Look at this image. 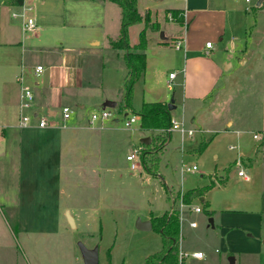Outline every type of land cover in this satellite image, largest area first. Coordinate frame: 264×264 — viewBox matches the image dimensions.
<instances>
[{
	"label": "crops",
	"instance_id": "obj_1",
	"mask_svg": "<svg viewBox=\"0 0 264 264\" xmlns=\"http://www.w3.org/2000/svg\"><path fill=\"white\" fill-rule=\"evenodd\" d=\"M64 1L68 3V14H64V17L59 19V23L55 25H47L46 22L41 24L43 21L38 20L40 26L36 25L33 32L39 30L34 34L35 39L48 40V44L51 46L50 49H46V52L40 49L42 52L44 51L45 55L47 54L44 56V63L38 62L33 66L29 65L28 69H25L26 73L21 66L20 71L13 75L15 76L14 84H11L3 93L5 101L2 103V107H4L2 113L4 112L10 118L14 107L17 122L15 124L8 123L6 117L0 121L3 136L0 140L1 146L3 145L0 154L12 156L14 149L19 155V162L16 168V182L13 186V188L16 187V190L9 191V194L0 191V200L5 207L18 206V229L22 226L21 223H23L22 220L26 217L27 211H31L35 218L42 221L43 214L47 217L50 214L48 208H52L50 211L54 212L53 221L56 226H60L63 222L64 214L67 215L73 229L85 228L89 222L99 219L103 210L112 205V195L115 194L113 190L106 188L104 172L107 166L102 153L105 154L104 149L107 147L111 148L120 143H124L125 146L129 138L131 146H133L132 138L137 134L135 129L129 130V128L130 132L124 135L122 130L127 128L122 125L117 126V118L104 122L96 121L91 124L89 122L91 114L85 111L87 106L102 108L106 100L114 99L100 92L101 83L96 81L91 73L90 67L94 69L97 64L91 61L95 56L86 45H99L100 40L95 39L97 35L90 36L94 32L88 34L84 30L97 29L103 33L105 41L110 46V40L117 38L119 34L118 29V34L114 37L115 35H111L112 31L109 28V25H113L116 20L120 28L119 7L117 6L118 14H106L105 10L112 8L108 6L107 2H103L105 0ZM158 1L161 0H146L141 10L139 9L140 0H137L136 3L138 13L140 15L148 13L150 22L156 26L159 24L152 18L153 14H157V6L154 2ZM180 1L178 5L163 7L161 13L167 22L169 20L165 14L168 11L177 10L182 14V25L171 21L181 28L179 33L174 31L171 38L173 41H181L179 50L182 51L183 57L186 50L198 51L204 55L202 58L207 61L201 65L194 64V67L200 72V78H192L188 83L184 80V84H182L179 98L180 110L177 112L179 120L172 114V110L176 107L175 99L172 101L174 107L170 110V115L171 118L181 121L185 128L203 129V133H198L202 139L205 133L216 130L228 133V137L236 143L238 159L241 161L243 159L244 165L248 163L251 166L252 176H248L247 165L243 167L246 177L236 175L245 182H251L257 188L251 190L255 191L254 195L243 198L246 206L245 217H248V220L246 218L243 220V229L248 232L246 233V237L249 238L247 245L252 248L249 247L250 249L245 250L242 258H247L251 264H264V0H261L256 6L257 0L249 10H245L244 4L238 0ZM2 3L6 5L4 0ZM108 3L112 2L108 1ZM84 5L94 7L97 13H93L91 10L84 11L81 8ZM244 14H253V23H250L249 29H245L240 34L238 29ZM110 16L112 20H110ZM158 30L155 32L157 33ZM149 32L152 33V30ZM165 41L164 35H162L155 43L160 44ZM207 41L210 42L209 48L204 46ZM8 43L14 47V43ZM18 43L23 45L22 41ZM6 54H10V52L7 50ZM38 65H41L43 69L39 74H36L35 68ZM8 67L11 68L12 65L9 64ZM146 68L147 60L145 58L144 70ZM169 72H175L180 77L182 74V78L187 74L183 67ZM20 76L23 77L24 84L28 85L34 94L33 106L28 110L33 114V119L27 128L18 127ZM222 79L224 82L220 86ZM242 84H248L251 88L258 85L261 92H243L237 94L242 98L233 100L234 97L229 94H232ZM227 89L230 100L228 103L231 104L230 108L232 107V109L228 113H220L215 104L216 101L222 100ZM147 101L154 100H142L140 104ZM158 102L166 103L161 99ZM62 106H69L73 110L72 116L66 121L62 119ZM124 111L118 114L123 117L126 115ZM93 112L92 110L91 113ZM41 117L48 120L49 126L37 127V121ZM14 126L21 130L18 139H15V136L9 131V128H14ZM137 127L139 142L141 138H148L149 144L154 131L141 129L139 119ZM254 133L259 134L260 139H253L252 134ZM170 134L171 132L167 135L161 152L169 144ZM184 137L179 134L181 140ZM209 140L210 138L205 139L206 142ZM7 145L8 147H6ZM97 148H101V151ZM128 149L127 146L124 148L125 153ZM257 156H260L263 162H257ZM111 164L113 163L108 165V170L113 171L115 168L111 167ZM233 174L234 170L230 169L228 176L231 177ZM220 181L223 182L220 178L218 184ZM211 183L214 186L217 182L211 181ZM64 184L70 186L71 190L78 184L82 185L83 190L79 201L75 202L73 199H69V197H74V194L71 195V193L68 199H63ZM163 184L165 198L168 202L167 209L163 211L165 213L172 210L175 201L169 197V188L172 187L165 185L164 181ZM43 186L48 188L44 189ZM206 191L202 197H195L201 200L205 208L208 205L204 199ZM184 192L181 191V193ZM249 192L247 191L246 194ZM193 199L190 200V203ZM190 203L186 204L184 208L192 210L194 207H191ZM71 212H74L76 216L71 215ZM151 216L146 221L150 222ZM180 222L181 220L179 221V235ZM230 226L228 225V228ZM193 251L199 250L194 249Z\"/></svg>",
	"mask_w": 264,
	"mask_h": 264
},
{
	"label": "rangeland",
	"instance_id": "obj_2",
	"mask_svg": "<svg viewBox=\"0 0 264 264\" xmlns=\"http://www.w3.org/2000/svg\"><path fill=\"white\" fill-rule=\"evenodd\" d=\"M145 1L140 0V10ZM253 1L255 3L257 0ZM2 2L3 0H0V121L6 117L8 123L15 124L17 118L14 107L10 118L4 112L2 113L4 109L2 103L5 101L3 93L11 84H14L15 76L13 75L20 71L21 66L26 73L25 69H28L29 65L33 66L38 62L44 63V56L47 54L45 55L44 51L42 52L40 49L46 52V49H50L51 46L48 44V40L35 39L34 34L39 30L33 34H24L21 30V18H14L12 14H20L23 5L31 6L32 10L27 11L26 15L32 17L36 25L40 26L38 20L43 21L41 24L46 22L47 25H55L64 17V14H68V3L64 0H25L20 6L10 7L3 5ZM103 2H107L108 6L112 8L111 10L106 9V14H118L117 5L108 3V0ZM180 2V0L154 2L157 6V14H153L152 19L156 20L159 26L154 27L155 25H153L152 33L149 32L150 24H148L151 23L150 16L145 25L142 21L127 28L128 42L132 45L136 43L139 31L144 26H148L144 32L147 68L141 79L133 84L129 108L123 106L122 97L123 77L126 73L124 50L108 46L103 33L97 29L84 30L88 34L94 32L90 36L97 35L95 39L100 40L99 45H86L95 56L91 61L97 64L94 69L91 67L90 69L96 81L101 83L100 92L114 99L110 101L116 103L114 107L116 112L120 110L121 113L125 110L126 114L134 113L139 109L142 100L158 101L161 99L169 103L170 100L175 99L176 107L172 110V114L179 120L177 112L180 110L179 98L182 84H184V80L188 83L192 78H200V72L194 67V64L201 65L207 61L202 58L204 55L198 51L186 50L183 57L182 51L174 48L175 41L171 35L174 31L179 33L181 28L173 24L171 22L173 20L168 22L164 20L161 13L163 7L178 5ZM81 8L84 11L91 10V12L97 13V10L92 6L84 5ZM111 18L110 16V20H112ZM250 23H253V14H244L238 29L240 34L245 29H249ZM109 28L112 31L111 35L116 37L119 29L117 20L113 25L110 24ZM157 29L159 30L156 33ZM160 33L164 35L166 41L156 44L155 41L160 39ZM19 41L23 42L22 46L19 45ZM8 42L14 43V47L8 45ZM7 50L10 54L5 55ZM9 64L12 65L11 68L8 67ZM181 67L187 72L186 77L182 78V74L181 77L179 74H175L177 76L172 81V88L168 90L165 86L167 73ZM223 82L222 79L220 86ZM247 91L261 92L258 85L251 88L248 84H242L229 96L234 97L233 100L240 99L242 96L237 94ZM229 101L227 89L222 100L216 101L215 107L220 113H228L232 109ZM104 107L103 105L102 108ZM102 108L87 106L85 111L91 114L92 110L99 112ZM116 118L118 119L116 125L121 126L122 115L117 112ZM137 126L138 121L130 129L122 130L123 134H128L132 129H135L138 134ZM9 131L15 136V139L19 138L21 130L14 126V128H9ZM137 134L132 138L134 145L140 143ZM165 134V132L154 131L148 146L144 147L142 144L141 159L150 167L151 174L144 169L142 160L138 170L129 169L128 162L124 158L126 154L124 148L131 147L130 138L128 143L125 142V146L124 143H120L104 149L105 154L101 152L107 166L104 172L106 188L113 190L115 194L112 195V205L101 213V219L89 222L85 228L73 229L66 214L63 215V222L60 226H56L53 221L54 212L50 211L52 208H48L50 214L48 217L43 214L42 221L35 218L31 211H27L26 217L22 220V226L18 229V206L5 207L0 200V264H84L78 247L79 242L88 248L97 247L98 264H142L146 256L160 250L161 242L160 236L155 230L151 228L138 229L136 224L137 221H146L151 215H161L167 209L168 202L164 194L163 181L165 185L172 187L169 188V197L175 201L173 208L181 218L178 247L185 252L198 249L204 256L202 260H187L186 264H251L247 258H242L245 250L252 248L247 245L249 238L246 237V233L248 232L243 229V220L248 218L245 217L246 206L243 198L254 195L255 191L251 190L257 188L251 182L239 179L235 174L237 170L247 165L248 176H252L251 166L248 163L244 165L243 159L242 161L238 159L236 143L228 137V133L216 130L203 135L204 140L207 138L210 140L199 148V143L203 139L198 132L190 138L184 137L181 140L179 132L173 130L170 134L169 144L161 152L166 142L163 139ZM2 137L0 127V140ZM2 146L0 143V149ZM97 149L101 151V148ZM13 152L12 156L0 154V191L5 194L16 190V187L13 188V186L16 182L19 155L14 149ZM256 161L263 162L260 156H257ZM111 162L113 163L111 167L115 168L113 171L108 170V165ZM154 162H156V167L152 165ZM191 166L196 168L193 173L183 170L184 167ZM3 167L4 169H2ZM229 168L234 170L231 177L228 176ZM220 178L223 182L218 184ZM211 181L217 183L208 188L205 193L204 199L208 203L206 208L198 198H194L190 206L198 207L199 212L179 206L178 195L181 194V191L203 188L210 185ZM43 188L48 187L43 186ZM82 190V185L78 184L71 190L70 186L64 184L63 199H68L71 193V195L74 194V197H69V199H73L75 202L79 201ZM247 191H250L249 194H246ZM71 215L76 216L74 212H71ZM191 221L195 223L194 227L189 226L188 223ZM228 225L231 226L228 228Z\"/></svg>",
	"mask_w": 264,
	"mask_h": 264
},
{
	"label": "trees",
	"instance_id": "obj_3",
	"mask_svg": "<svg viewBox=\"0 0 264 264\" xmlns=\"http://www.w3.org/2000/svg\"><path fill=\"white\" fill-rule=\"evenodd\" d=\"M24 0H4L9 6H20ZM115 3L120 9V28L118 37L110 40L109 44L114 49L124 50L123 58L126 65V73L123 77V106H130L131 92L135 81L141 79L145 66V29L143 27L137 37L136 43L130 45L127 38V28L131 25L149 20V14L140 15L137 11V0H108ZM172 15L173 21L182 25V14L177 10L168 11ZM149 29L153 30L152 23H148ZM154 27H157L156 25ZM120 113V110H117ZM139 117V126L141 129L149 131H160L169 126L171 115L167 109L166 103L158 101L142 102L139 109L134 112ZM165 134L163 139H167ZM205 140L199 143V148L205 144ZM144 147L148 146L143 144ZM142 164L146 171L151 173L150 167L146 165L143 159ZM156 167V162L152 164ZM220 183H222L220 181ZM213 186L210 185L203 188H194L179 194L184 204H189L190 200L195 197H202L203 193ZM151 229L155 230L160 236L161 247L156 253L146 256L142 264H177V249L179 240V217L177 211L172 208L170 212H165L159 216H151Z\"/></svg>",
	"mask_w": 264,
	"mask_h": 264
},
{
	"label": "built area",
	"instance_id": "obj_4",
	"mask_svg": "<svg viewBox=\"0 0 264 264\" xmlns=\"http://www.w3.org/2000/svg\"><path fill=\"white\" fill-rule=\"evenodd\" d=\"M238 1H241L244 4L245 10H249L251 6L254 5L253 0H238ZM30 10H32L31 6L26 7L23 5L22 12L20 14H17V13L12 14V17L14 18H17V17L21 18V26L25 34L33 33L36 29V24H35L34 19L26 15V12ZM166 17L168 20H173L170 12L166 14ZM204 46L206 48H209L210 42L209 41L205 42ZM174 48L177 50L181 49L180 40H176L174 42ZM42 69L43 67L41 65L36 66L35 73L39 74L42 71ZM174 76H175V72H169L167 74L165 86L167 87L168 90H171L172 88V79L174 78ZM19 81L21 83V93H20V102H19L18 127L27 128L28 126H30L32 119H33V114L29 113L28 110L31 109L33 106L34 94L31 88L28 85L24 84V79L22 76L19 77ZM116 113L117 112L114 110V108L104 107L100 109L99 112L96 111V112L91 113L89 122L92 124L96 121L104 122L107 120H112L116 118ZM72 114H73V110L69 106L61 107V115L64 121L68 120L72 116ZM138 119L139 117L134 113L126 114L125 116L122 117V126L124 128H131V126L136 121H138ZM47 126H49V122L45 117H41L38 119L37 127L45 128ZM173 130L179 132L181 136H185V137H191L196 132L198 133L204 132V130L201 128H193V129L185 128L181 121H177L173 118H171L169 126L165 129H161L160 132H165L166 134L167 133L169 134ZM252 138L255 140H258L260 139V135L254 133L252 134ZM124 158L128 162L130 170H138L140 168V163H141V158H142V143L131 146L127 150ZM183 170L186 172H189V171L192 172L195 170V166L184 167ZM236 175L241 176L243 178L246 177L245 170L241 167L239 170L236 171ZM178 200H179L180 207L186 206V204L182 203L180 195H178ZM192 210L195 212L200 211L198 207H194L192 208ZM180 219L181 218L179 217V221ZM189 225L195 226V223L189 222ZM203 257H204L203 253L201 251L185 252V251H182L179 247L177 249V264H186V261L190 259L201 260L203 259Z\"/></svg>",
	"mask_w": 264,
	"mask_h": 264
},
{
	"label": "water",
	"instance_id": "obj_5",
	"mask_svg": "<svg viewBox=\"0 0 264 264\" xmlns=\"http://www.w3.org/2000/svg\"><path fill=\"white\" fill-rule=\"evenodd\" d=\"M261 0H258L256 2V6L259 5ZM160 37H162V33H160ZM104 106L105 107H109V108H114L115 107V102L114 101H110V100H106L104 102ZM167 109L170 111L171 109H173V104H172V100H170L169 103L166 104ZM140 143L142 144H147L148 143V138H141L140 139ZM264 161V159H263ZM210 221V220H209ZM71 222V220H70ZM136 227L138 229H150L151 227V223L149 221H137ZM78 247L83 259V263L84 264H98L99 262V258H98V249L97 247H93V248H88L86 247L83 243L79 242L78 243ZM230 262L231 259H230Z\"/></svg>",
	"mask_w": 264,
	"mask_h": 264
}]
</instances>
